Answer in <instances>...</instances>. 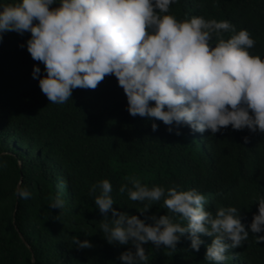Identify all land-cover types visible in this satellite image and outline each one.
I'll return each instance as SVG.
<instances>
[{
	"label": "trees",
	"instance_id": "trees-1",
	"mask_svg": "<svg viewBox=\"0 0 264 264\" xmlns=\"http://www.w3.org/2000/svg\"><path fill=\"white\" fill-rule=\"evenodd\" d=\"M163 14L178 21L192 16L228 20L236 30L247 29L255 39L249 53L264 59V0H176ZM30 35L9 31L0 39V264H120L118 255L130 245L106 242L98 227L104 214L93 202L98 193H89L101 179L112 184L113 207L129 215L167 214L174 223H187L162 200L141 215L142 205L118 190L121 184L131 187L128 178L136 177L149 188H195L213 214L234 206L248 230L257 197H264V133L230 125L215 134L186 125L179 126L180 135L169 133L162 121L127 112L123 89L111 74L95 89L77 87L64 103H51L38 86L39 77L31 75L33 65L46 75L44 65L19 46ZM18 184L31 192L29 198L14 195ZM57 196L64 201L61 209L49 207ZM262 234L249 232L223 264H264V241L254 236ZM73 235L93 246H72ZM200 238L199 251L184 237L175 252L148 242L145 264H213L204 259L212 238Z\"/></svg>",
	"mask_w": 264,
	"mask_h": 264
},
{
	"label": "clouds",
	"instance_id": "clouds-1",
	"mask_svg": "<svg viewBox=\"0 0 264 264\" xmlns=\"http://www.w3.org/2000/svg\"><path fill=\"white\" fill-rule=\"evenodd\" d=\"M176 0H16L0 4V39L15 31L30 37L19 45L31 58V75L51 103L62 104L72 90L95 89L106 75H114L126 97L131 116L155 118L167 131L180 135L179 126L212 134L229 125L233 130L264 133V59L251 55L255 45L247 29L236 30L228 20L192 16L178 21L168 13ZM51 5H57L51 7ZM36 21V23H34ZM230 33L225 39L223 34ZM215 38V39H214ZM150 102H154L150 104ZM156 131L157 123H151ZM248 143V136L242 137ZM119 186V192L142 205L143 215L153 202L179 214L187 223L118 211L113 207L112 184L101 179L89 187L93 202L104 218L98 223L110 245H130L117 259L120 264H145L144 244L166 246L175 252L181 237L199 251L200 235L211 237L205 260L223 264L253 234L264 233V197H257V212L248 230L234 206L219 207L215 214L204 207L205 197L195 188L178 190L142 184L136 177ZM14 195L27 199L31 192L17 185ZM58 196L49 207L61 209ZM111 213V218L108 213ZM150 220L151 223H146ZM185 234H187L185 236ZM257 242L264 234L254 235ZM71 245L91 248L88 239L71 236Z\"/></svg>",
	"mask_w": 264,
	"mask_h": 264
},
{
	"label": "water",
	"instance_id": "water-1",
	"mask_svg": "<svg viewBox=\"0 0 264 264\" xmlns=\"http://www.w3.org/2000/svg\"><path fill=\"white\" fill-rule=\"evenodd\" d=\"M33 261V260H32Z\"/></svg>",
	"mask_w": 264,
	"mask_h": 264
}]
</instances>
